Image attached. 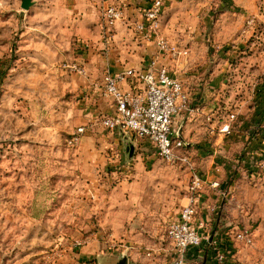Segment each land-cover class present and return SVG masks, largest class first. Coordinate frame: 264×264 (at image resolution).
Instances as JSON below:
<instances>
[{
    "label": "rangeland",
    "instance_id": "obj_1",
    "mask_svg": "<svg viewBox=\"0 0 264 264\" xmlns=\"http://www.w3.org/2000/svg\"><path fill=\"white\" fill-rule=\"evenodd\" d=\"M21 1L0 0V264H117L123 258L128 264H174L167 228L188 202L192 172L163 160L149 141L137 139L132 153L140 163L136 178L117 169L112 176L106 169L88 170L77 152L82 143L68 144L85 123L83 81L71 69L79 65L82 45L59 25H44L40 11L22 10ZM170 1L161 33L188 51L180 58L163 57L170 71L185 82L199 77L213 84L216 95H224L213 100L214 133L200 134L195 145V171L224 178L225 189L240 190L245 204L229 220L221 201L213 211L203 208V220L211 218L203 236L220 229L236 237L251 229L253 244L242 243L245 258L256 257L255 264H262L264 173L250 179L243 159L260 126L264 129V99L255 101L252 87L248 99L239 100L243 75L252 79L264 57V0H245L263 16L251 27L253 10L230 8L226 0ZM226 126L230 131L221 132ZM243 129L250 130V137ZM262 159L250 166L258 168ZM214 167H221L220 173ZM243 171L246 175L240 176ZM116 209L122 214L118 218L128 222L110 227L107 220L112 211L114 223ZM207 250L203 247L199 258V251L192 250L191 264H204Z\"/></svg>",
    "mask_w": 264,
    "mask_h": 264
},
{
    "label": "crops",
    "instance_id": "obj_2",
    "mask_svg": "<svg viewBox=\"0 0 264 264\" xmlns=\"http://www.w3.org/2000/svg\"><path fill=\"white\" fill-rule=\"evenodd\" d=\"M150 1L33 0L34 4L30 8V13L34 11L36 13L41 12L44 25L47 24L51 27L56 26V24L59 25L58 30L69 34L71 39L74 36L79 45H82L81 52L79 51L78 53L79 58L77 61L86 68L87 76L80 75L84 85L83 93L85 100V109L82 111L83 121L85 123L81 126L87 127L88 134L83 138L82 144L78 147L77 152L86 163L87 169L93 172L96 169H106L107 174H110L111 171L112 176L114 175L115 169L122 170L123 172L120 174L125 175L131 180L136 178V170L140 167L138 158H135L133 155V139H135L133 134L123 128H118L114 131L107 130L102 125H99L98 122L104 116L114 114L115 112L112 101L103 96L105 75L108 73L113 75L124 74L129 70L141 71L147 67L148 63L157 54L155 44L144 41L142 36L135 30V26L143 21L144 9ZM170 2V0H167V5ZM110 5L121 7L124 12V18L117 22L112 36L105 38L103 35V11ZM226 6L253 10V15L248 17L255 19L256 23L263 18L255 10L256 5L249 4L245 0H226ZM59 16H62L61 20L58 18ZM163 57H161L160 63L169 68ZM260 62L257 69L253 72L252 79L243 75L244 79L240 87L242 89L241 92L244 94L243 98H240V102L248 99V89L252 87L256 92L254 94V100L256 101L257 98L259 100L264 99V57H261ZM245 71L247 70H243V72ZM182 82L189 95V103L192 111L184 112L176 119V137L184 140L186 149L193 156L196 152L195 145L201 140L200 134L208 131L206 133L208 136L209 131L214 133L211 123V121L215 120V115H213L215 103L213 100L216 97L218 99L220 97L223 98L224 95H216L218 91H213V84H210L208 81L202 83L199 77L189 78L186 82ZM249 82H251V85ZM121 86L125 90H136L140 87L139 81L135 77L128 78L125 82L121 83ZM242 104H245V102ZM249 116L248 114L242 120L246 122V120H249ZM204 121H206L207 125ZM203 124L209 128L207 129ZM260 128L257 132V139H253L250 142V148L246 149L249 150L247 151L248 154L246 153L243 159L245 170L249 173L247 177L252 180L258 179L260 174L259 169L255 165L250 166V161L256 162L260 157H264V129ZM243 134L250 137V130L245 131L243 129ZM97 139L100 142L99 144L95 143ZM123 153H129L130 159H126ZM220 169L221 167L215 168L219 173L221 171ZM245 175L244 171L243 173L240 172V176ZM208 180L209 182L218 181L221 184L219 189H212L210 186L207 187L202 197L201 210L213 211L218 206L219 201H221L220 209L225 216H228V220L231 219L229 218L231 215L237 216L244 211L245 204L243 197L239 194L240 190L238 192L236 189V192H232L228 190L230 187L225 189L227 182L224 183V178L219 179L215 175H208ZM121 185L125 186L124 183ZM134 186L135 183L128 186V188L133 189ZM115 213L117 215H114L115 221L113 223V212L110 211V218L107 220L109 226L111 227L113 224L114 226L126 225L128 221H122L123 218H118V216L122 217L120 210L116 209ZM201 213L203 212L201 211ZM201 213L199 214V220H203ZM210 220L211 218L209 219V216H207L206 221L209 222ZM233 225H235L234 230L239 228L235 223ZM201 233L203 234V231ZM242 245L230 233H224L220 229H213L211 237L202 246V248L206 247L208 249L206 254H204L206 258L203 257L205 259L204 264L219 263L217 261V255L219 253L225 255V261L220 264H255L257 258L250 257L251 259H247V256L245 258L243 250L245 246L243 247ZM202 248L201 250L198 249V258ZM117 264H128V260L125 258L120 259Z\"/></svg>",
    "mask_w": 264,
    "mask_h": 264
},
{
    "label": "built area",
    "instance_id": "obj_3",
    "mask_svg": "<svg viewBox=\"0 0 264 264\" xmlns=\"http://www.w3.org/2000/svg\"><path fill=\"white\" fill-rule=\"evenodd\" d=\"M167 0H151L144 9V19L135 26L136 32L146 42H153L157 54L141 71L129 70L124 74L108 73L104 77L103 96L110 99L115 107L114 114L104 116L98 122L103 128L114 131L123 128L131 132L135 139L149 141L157 151L158 156L169 163L179 164L192 172L189 187L188 202L183 206L178 218L173 220L167 228V237L173 246L174 264H191L192 250L201 249L208 241L201 231L206 228V221L199 220L201 201L208 186L219 189L218 181L209 182L195 171L192 155L186 149L184 140L176 137L175 121L184 112L192 111L189 95L183 82L178 79L167 66L160 63L163 56L180 58L188 51L180 50L170 43L161 33V19ZM124 12L121 7L110 5L103 11V35L112 36L118 21L123 20ZM255 24L250 19L248 25ZM72 71L87 76L86 68L79 64L71 67ZM135 77L140 87L136 90H125L121 83L128 78ZM235 118L234 115L231 117ZM226 126L221 132H229ZM88 132L87 127L76 129L68 141L69 146L78 147ZM258 169L264 173V159L258 162ZM236 240L246 246L253 244L251 229L245 228L236 234ZM152 256V253H148ZM217 261H225L224 254L217 255Z\"/></svg>",
    "mask_w": 264,
    "mask_h": 264
},
{
    "label": "water",
    "instance_id": "obj_4",
    "mask_svg": "<svg viewBox=\"0 0 264 264\" xmlns=\"http://www.w3.org/2000/svg\"><path fill=\"white\" fill-rule=\"evenodd\" d=\"M33 4V0H22L21 8L24 11H28L33 6Z\"/></svg>",
    "mask_w": 264,
    "mask_h": 264
}]
</instances>
